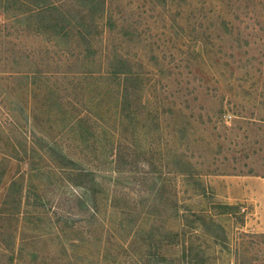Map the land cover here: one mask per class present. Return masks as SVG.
Returning <instances> with one entry per match:
<instances>
[{
	"label": "rangeland",
	"instance_id": "obj_1",
	"mask_svg": "<svg viewBox=\"0 0 264 264\" xmlns=\"http://www.w3.org/2000/svg\"><path fill=\"white\" fill-rule=\"evenodd\" d=\"M0 264H264V0H0Z\"/></svg>",
	"mask_w": 264,
	"mask_h": 264
},
{
	"label": "trees",
	"instance_id": "obj_2",
	"mask_svg": "<svg viewBox=\"0 0 264 264\" xmlns=\"http://www.w3.org/2000/svg\"><path fill=\"white\" fill-rule=\"evenodd\" d=\"M224 207H225V208H228V207H231V205H229V204H224Z\"/></svg>",
	"mask_w": 264,
	"mask_h": 264
}]
</instances>
